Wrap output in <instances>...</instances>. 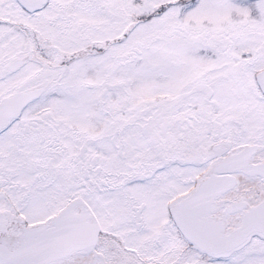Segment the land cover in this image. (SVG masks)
Masks as SVG:
<instances>
[{
    "label": "snow or ice",
    "instance_id": "snow-or-ice-1",
    "mask_svg": "<svg viewBox=\"0 0 264 264\" xmlns=\"http://www.w3.org/2000/svg\"><path fill=\"white\" fill-rule=\"evenodd\" d=\"M0 264H264V0H0Z\"/></svg>",
    "mask_w": 264,
    "mask_h": 264
}]
</instances>
